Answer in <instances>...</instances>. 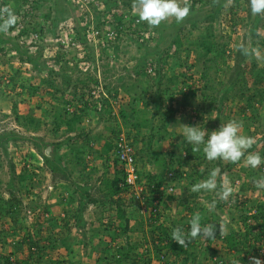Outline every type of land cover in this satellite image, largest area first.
Returning <instances> with one entry per match:
<instances>
[{
    "label": "trees",
    "instance_id": "1",
    "mask_svg": "<svg viewBox=\"0 0 264 264\" xmlns=\"http://www.w3.org/2000/svg\"><path fill=\"white\" fill-rule=\"evenodd\" d=\"M23 2H28L29 0H22ZM90 4H93L94 0H88ZM240 0H234L233 3L238 5ZM245 6H242L240 9L241 13L247 11L245 15L238 13H233L232 21L234 28L236 29L240 25L247 26V33L245 37L250 38V43L248 45L242 43L243 45L249 47L254 51V47L258 46V39L261 37L258 30L262 25L263 18L262 16H253L250 10L249 0H245ZM105 5V10H108V13H103L98 11L96 14V25L95 27L99 30V35L102 33H107L108 30H104L109 22L106 15L112 14L114 22L117 24L115 29L121 28L122 30H133V33H143L147 32L151 26L146 22H138V16H133L130 18L125 17V11L131 12L133 9L132 4L133 0H103ZM59 0L55 1L56 12L59 13L53 21V26L57 27L59 21L63 19V16L66 11V7L62 8L58 6ZM191 9L189 16L182 22L176 23L173 19L171 22H162L158 27H152L157 30L159 33L158 44L156 47H159L161 42L166 43V47L163 50L158 48L153 50L148 45H145V42H139L138 44L145 47V53L137 61V64L134 67L137 75H146L147 79H152L156 83L157 88L154 93L152 100V105L154 104L156 111L150 113L149 109H138L135 106H131V113H128L127 110L122 109L120 116L122 122L126 127V134L129 139H131V134L133 136L132 141L135 146V156L140 162H147L155 167V172H148L145 169H138V175L141 177V180L147 178L151 182V189L149 194H146V206L151 207L149 210L150 215L153 216L151 221L148 223L147 228L144 224L137 219V216H133L136 222L139 225L133 227L134 230H141L144 233L145 239L135 241L133 240L128 231L130 219H125L127 210L124 204L121 202V197L115 198L119 193H121L126 186L121 187V183L125 182L124 170L121 165H119L118 159L113 155L114 144L110 140L108 135H101L105 138L104 143H102V148L93 151L91 156L88 153V149L92 146V139L84 138V141H81L83 136L90 135L87 134V130L84 125V119L88 117L94 105L91 98H87L84 90L92 88V85L99 84L97 77H93L91 74L86 77L77 76L75 79L70 74H66L64 66H61V70H54V68L49 69V77H43L36 83L26 84L21 82L19 87H28L27 90L32 96L35 93H39L44 90L42 95L46 94L50 96L51 101L49 103L52 106L57 100H63V105H54L51 110H48V115H52L51 124L52 126L47 130L49 133H52L53 136L62 137V140L56 142H47L43 136H36L28 134V132H38L41 129V124L43 116H36L34 113V108H30L29 112L25 114L19 113V103L24 102L20 100H14L12 102V111L15 115V121L20 127L24 128L25 132H17L16 130L2 131L0 132V148L2 147L3 152H6V145L10 141L24 140L30 142L43 156L44 163L49 171L54 174L59 175L60 180L65 181V191L67 194H63V199L66 202H73L77 198L76 194H79L81 199L79 200V205L72 213V217L75 219L74 224L81 233H84L85 223L87 222L84 219V212L87 207V203H97L99 200L104 202L105 199L114 197V205H116L117 218L119 219L118 228L117 226L105 228V231L108 235H114V245L112 243H107L108 246L103 247L104 256L98 257V259H106L108 252L113 254L111 259H109L112 264H150L152 257L156 256L158 258L164 259L166 255L171 252L180 258L181 264H188L190 259L193 260L191 264H202L201 261H197V251H191L192 244H188L187 247L183 248L178 243L171 239V236L162 235V224H158V219L160 215L161 207L163 209H169V202L171 199H174V196L169 194L168 188L175 187L180 189L179 197L177 200V207L182 210L189 211L192 215L195 212H200L202 215V225L209 223L220 225L222 222L221 213H223V205L219 201H215V208L212 211H207L206 206H204L203 200H212L213 192H190V188L193 184L207 179L210 172L213 169H220L218 172V189L220 183V178L222 173L230 172L234 166L238 163H230L222 160L210 161L211 163L208 166H201V162L194 163L193 160H200L205 158L203 153V146L198 152H192V146L187 144L185 138L179 142L174 143L171 141V136L173 132L169 129V121H172L176 117V113L185 111L189 107H194L196 104L198 110L202 113L210 114L213 111H216L219 118L222 117L224 111V105H229L234 98L235 92L241 88L242 78L245 79L247 69L243 66V63L248 57H245L240 54L238 49L233 55V64L231 65L228 58L229 50V39L228 36H219L215 30V22L219 19L223 6L225 5V0H190ZM210 5L209 10H203L206 5ZM95 9L97 6L94 7ZM204 11V12H203ZM62 14V15H61ZM45 17H50L49 13ZM109 17V16H108ZM111 17V16H110ZM115 25V24H114ZM203 30L197 36V38H190L191 33L195 29L202 28ZM188 28V34H183ZM42 29V27H41ZM38 32V28L34 27L29 29L26 27L22 33L27 32ZM86 30V27L84 28ZM106 31V32H105ZM119 32V31H118ZM114 37V49L119 50V44L115 42V39H118V33ZM140 38V37H139ZM77 39L80 42H86L87 36L81 35L80 32L77 33ZM136 40V39H135ZM144 40V39H143ZM112 41V40H111ZM110 41V42H111ZM109 42V43H110ZM193 45L199 51V55L196 57L195 62L189 65V53L187 51L185 57L180 56V51H183L185 46ZM188 48V47H187ZM173 50V54L169 55L168 52ZM156 54V59H151L150 63L154 65V73L152 75L148 74L146 61L149 60L150 55ZM233 54V53H232ZM20 58L23 57V53L19 54ZM63 55L59 53L55 58L56 63H61L63 65ZM27 61L31 62L37 71H43L45 67V60L40 61L37 58L28 56ZM68 60H65L64 65H67ZM187 66L188 70L193 69L191 76H187L184 71L177 73L176 68L182 69ZM62 71V72H61ZM170 73H169V72ZM176 72V73H175ZM197 73L199 76V82H202V88L199 89V86H194L188 84V79ZM263 74L262 71L260 72ZM55 78H54V77ZM56 77H61V81H57ZM183 77L184 83L180 81ZM222 79V80H221ZM13 83L12 86L15 88L17 85ZM17 83V82H16ZM185 84V85H184ZM8 84H5V86ZM0 87V96L9 95L7 93V88ZM122 88L131 96L133 102L140 101L141 91L147 95L148 91L141 83V81L126 82L122 83ZM106 89L109 92H114L113 88L105 85ZM71 88H74L71 89ZM47 89V90H46ZM92 92V91H91ZM90 92V93H91ZM117 88H115V93H117ZM40 94V95H41ZM259 94V95H258ZM41 95V96H42ZM91 95V94H89ZM117 95V94H116ZM115 95V96H116ZM173 97V103L168 101L166 96ZM257 95L259 96L256 99L254 95L246 96V93L241 95L243 103V119L251 121L252 124L254 121L260 120L259 105L264 103V90L261 92L258 91ZM143 98V97H141ZM101 101L106 105L101 110H96L99 114L102 112L109 111L110 105L108 97H105ZM258 101V105H256ZM171 103V104H170ZM146 104V103H145ZM147 105V104H146ZM37 108H42L40 103L36 104ZM245 107V108H244ZM72 109V110H71ZM157 117V123L154 125L155 118ZM45 119V118H44ZM108 130H114L113 126H107L103 130L105 133H109ZM121 129L115 131L116 134L120 132ZM147 130L148 134L143 132ZM264 130V128H263ZM256 132H252L250 137H255ZM106 136V137H105ZM87 139V140H86ZM207 140V136L205 137ZM86 140V141H85ZM165 140L167 143H170L171 150L167 152L159 150L161 142ZM259 141V140H258ZM91 142V144H89ZM180 145V144H182ZM141 144V146L138 145ZM64 145L71 146L73 150L72 157H66L67 154H60L58 152L59 147ZM54 146L51 154H47V147ZM182 146V147H181ZM58 150V151H57ZM185 151V155L184 154ZM167 156H170L168 159ZM98 160H97V159ZM102 161V165L101 162ZM188 170H185V165L188 166ZM146 163V164H147ZM1 165V164H0ZM185 166V167H184ZM12 172L10 179L7 182L8 186V196L5 197L0 193V221H2V228L0 235V242L3 244H8L7 238L9 236L12 238L10 243L15 249L9 254L3 253L0 251V264H15L12 260L13 254L17 251L22 250L23 243L27 242L31 236L26 237V235H21L20 230L23 228L22 223H20L22 218L23 210V201L18 196V186L21 188L26 187L27 182L29 181V176H31L29 170L25 169L20 173H17L15 170L14 164H11ZM186 180V183H182L183 180ZM168 186L165 187V185ZM164 186L162 189L161 187ZM103 193L102 199L93 195V193L100 191ZM240 201L237 198V202ZM63 202V201H61ZM135 202V196H132V201L130 203V208ZM245 202H243L244 204ZM136 205V203L134 204ZM237 205V204H236ZM242 205V202H241ZM143 207V206H142ZM238 207V205L236 206ZM235 207V208H236ZM241 207V206H239ZM135 208V207H133ZM132 208V209H133ZM255 212L250 213L247 210L238 209V220L244 223L245 232L243 234L244 240L238 239V234L236 232H229L226 234V240H223L221 236L217 235L215 239H209L208 243L211 244L216 239L223 240L222 246L220 248L213 246H207L206 249H211V256L215 257L218 254L219 249L229 250H238L240 252L239 256L241 260L248 261L249 256L254 253H259L261 246L264 243V202H258L254 206ZM140 213V212H138ZM232 216V210H230ZM235 219L232 217V220ZM52 228L60 227L57 220H49ZM69 223V222H68ZM62 225V224H61ZM65 226V225H63ZM70 230L71 226H65ZM62 229V228H61ZM257 230V231H256ZM255 231V232H253ZM41 233L38 230L35 235L38 236ZM219 232L217 231V234ZM147 234L152 236V242H148ZM19 235L24 238L23 241L17 237ZM24 236V237H23ZM254 236V241H257V246L248 243L247 237ZM45 241L49 244H41L42 249L46 250V247L57 246L58 243L55 242L52 237H44ZM203 240V239H201ZM39 241V240H38ZM30 243V242H29ZM57 243V244H56ZM38 242L36 243V249L33 253H30L28 258H25L22 263L24 264H62V260L58 258L49 257L46 258L45 254L40 252V246ZM248 249V250H246ZM229 252V253H230ZM167 263V262H166ZM215 264H230L227 258H222L220 261Z\"/></svg>",
    "mask_w": 264,
    "mask_h": 264
},
{
    "label": "rangeland",
    "instance_id": "2",
    "mask_svg": "<svg viewBox=\"0 0 264 264\" xmlns=\"http://www.w3.org/2000/svg\"><path fill=\"white\" fill-rule=\"evenodd\" d=\"M55 1L56 0H29L26 3L22 0H0V9L7 7L11 9L16 16V23L14 26L10 27L7 31H0V87L3 88L5 84H8L5 88H7L9 92L7 94L9 95L6 96H11H0V132L4 130H16L17 132L26 131L17 124L15 121V115L12 111V102L14 100H20L24 102L19 103V113L25 114L29 112L30 108H34L36 116H43L44 120L42 121L41 129L38 132H28V134L43 136L45 141L52 143L62 140V137L53 136V134L49 133L47 130L52 126V115H48L47 112L56 104L61 107L64 103L63 100L60 99L55 101V104L52 106V104L49 103L51 101L50 96L41 94L45 90V86L43 87L44 90L31 96L27 90L28 87L20 88L19 85H21V82H24L25 85L32 82L37 84L41 78L50 76L49 69L54 68L56 71L61 70V66H64L65 70L63 71L66 74H70L73 79L77 76L86 77L88 74H91L93 77H97L100 82L99 84L92 85L91 89L88 88L84 90L87 98H91L96 107L93 108L94 110L91 111L90 115L84 119L87 134L90 135L86 136L85 134L81 139V141H84V138L89 139L90 137V139H92L96 136L94 141H91L94 142L95 146L88 149V153H90L91 156H96V154L93 155V151L102 148V143L104 141L101 136L102 134L108 136L111 134L113 136L116 134L115 131H118L119 129L123 132L126 131V127L120 116L122 109L131 113V106H135L140 110L149 109L151 110L150 113H154L156 111L154 104L152 105L151 99L154 96L157 85L154 81H152V79L148 80L146 75H137L134 67L137 64V61L142 58L145 53V47L142 46V44L139 45V42H145V45H148V47L153 50L157 48L159 50H163L166 47V43L161 42L159 47H156L158 44L157 40L159 33L152 27L147 32L143 33H133V30L125 31L121 28L118 30L115 29L117 24L114 22L111 13L106 15L109 22L104 30H108V32L99 35V30L95 27L97 22L96 14L98 11H102L105 14L108 13V10H105L106 8L103 0H94L93 4H90L88 0H59L58 6L62 8L66 7L67 13L64 15L61 14L63 19L59 21L57 27H54L53 21L55 17L59 15V13L55 10ZM233 1L234 0H225V5L223 6L221 15L214 25L219 36H228L227 38L230 42L228 58L231 65L233 64V55L238 49V46L244 42L246 45L250 43V38L245 37L247 33V24L240 25L235 29L232 21L234 12L241 15H245L247 13V11L242 13L240 11L242 6H245L246 1L240 0L238 5H235ZM95 6H97L96 9L94 8ZM209 7L210 5L208 4L203 8V10H209ZM47 13H49L50 17H45ZM6 18V15H4L3 19ZM262 18V25L258 30L261 36L257 41L258 46L254 47L253 56L248 57L243 63V66L247 69L248 73H246L245 79L242 78L243 81L238 92L237 90L232 92L234 94L232 102L227 106H225V103L222 117L219 118L216 111H213L210 114L197 111L198 106L196 104L192 108H187L183 111V113H176L175 119L169 121L168 125V130L173 132L171 141L174 143L178 141V144L181 139H184L182 132L185 125H197V127L204 130L207 135H210L211 131L218 129L220 124L227 123L230 120H236L242 125V135L250 136L252 132H256L255 137H252L254 138L255 143L248 150V152L245 153V158H242L230 172H224L221 175L220 183L228 185L233 189V194L229 197V199L226 202L219 200L216 192L212 193L213 199L211 201L202 199L207 211L212 207L213 202L215 201H219L224 204V212L221 213L223 221L220 222V225H223L224 227V234H217L221 236L223 240H226V234L232 231L238 234V239L244 240L243 234L245 232V227L244 223L238 220V209L247 210L249 214L254 213L255 204L262 201L264 202V189H257L254 185L255 180L264 176V163L256 169H252L246 164V156L248 153H258L262 158H264V103L259 105L260 120L254 121L251 124V121L243 119L242 108L244 101L241 99V95L243 93H246V96L254 95L256 96L255 98L258 99L259 94L257 95V92L264 90V17ZM3 19H0V24L3 23ZM173 19L174 18H171L165 22H171ZM26 27L29 29L37 27L38 32H32L31 30V32L22 33ZM85 27L86 30H84ZM112 27H114V31L116 32L115 34L111 31ZM200 27L202 28L195 29L193 33H191L190 38H197V36H199L204 28L203 25ZM185 30L186 31L183 32V34L187 35L189 33L188 28ZM79 32L81 35L85 34V36H87L85 43L78 41L77 33ZM117 32L119 34L118 39H115V42L119 44V50L114 49V37L117 35ZM185 47L186 48H184L183 51H180V56L185 57L187 51L190 50V58L188 61L189 65L193 64L196 57L199 55V51L193 45H187ZM22 53L24 56L20 58L19 54ZM59 53H61L64 57L62 60L63 65L55 62V58L59 55ZM168 54H173V50L169 51ZM28 56H32L33 58L35 57L40 61L45 60L44 70L37 71L34 65L27 61ZM151 59H156V54L150 55L149 60L146 61L147 72L150 75L154 73V65L150 63ZM65 60H68L67 65H64ZM175 71L177 73L184 71L187 76H191L193 73V69L188 70L187 66L182 69L176 68ZM261 71L263 73L262 75L260 73ZM198 76L199 75L195 73L192 78L188 79V84L199 86L198 88L201 89L203 83L199 82L198 84ZM56 78L57 81H61V77ZM11 80H13L17 87L14 88L12 86L13 83ZM134 81H141L142 85L148 90L146 91L147 95L141 91L140 96L143 98L140 97L141 100L136 102H133L131 96L121 86L122 83H130ZM180 81L184 83L183 77ZM105 85L109 86V88H113L114 92H109ZM115 88H117V93H115ZM71 89L74 90V88ZM93 90H95V93H92ZM105 97H108L110 103L107 107L110 106L111 108L108 107L109 111L104 110L102 114H99L96 110H101V108L106 106L101 101V99L103 100ZM166 98L168 101H172L171 103H173L172 96L167 95ZM38 103L42 105V108L36 107V104ZM256 103V105H258V101H256ZM153 123L154 125L157 123V117ZM107 126H113L114 130H108L109 133L103 132ZM143 133L147 135L148 131L145 130ZM131 139H133L132 134ZM91 142H89V144H91ZM170 145V143L163 140L159 150L168 153V151L171 150ZM180 145L184 146L183 143ZM139 146H141V144L138 145V148ZM70 147L71 146L69 145H64L59 147V151H57L60 152V154L68 153L65 156L72 157L73 150ZM47 148H50V151L47 154H51L54 146H48ZM167 157L168 159L170 158V156ZM100 162L102 165V161ZM193 162H201V166H208L211 163L210 161L204 159H195ZM186 163L188 166L185 165L186 167H184L185 170H188L189 163ZM224 163H226V161H224ZM0 164V193L5 197L8 196L7 182L10 179L12 172L11 164H14L17 173L27 169L31 174L27 185H25L26 187L21 188L18 186L17 190L18 196H20L23 201L24 210L20 221L23 228H21L22 230L19 232L21 235H26V237L31 236L32 238H29L27 242L23 243L24 245L22 250L14 253L12 260L15 264H24L22 261L25 258H28L30 253H33L34 250L38 251L36 249L37 242L39 244L37 246H40L41 248L40 252L43 253V250L45 251V249H42L41 244L44 243L47 245L48 241H45L46 238L44 237L54 238L52 235H47L50 230L47 223L52 214L49 211L50 206L47 204L46 200L49 201V198H51V196L56 192L57 187H55V184L57 185V183L60 182V178L57 173L52 174L49 171L40 152L30 142L24 140L10 141L6 145V152H3L1 147ZM140 183L143 189L138 192L139 197L134 202L139 205L138 207L140 208V213H138V207H136L134 208L136 209L135 215L137 216V219H141L142 216L145 217L146 224L148 225L149 222L154 221V219H152L153 216H151L149 212L151 207L142 208V206H146L147 197L144 194H149L151 182L147 178H144ZM182 183H186V180L184 179ZM166 186H168V184H166L165 187ZM59 189L62 188L59 187ZM167 190L169 194L172 193L174 199L168 201L169 209H163L162 207L160 209V215L157 223L162 224L163 226L162 235L171 236L172 230L176 227H181L185 232H188L190 229L189 220L192 217V214L187 210H182V212H180V209L176 208V199L179 197L177 188H174L172 192H170V188ZM217 191H219V189H217ZM237 198H239L240 201L237 202ZM243 202L245 203L243 204ZM236 204L238 207H236ZM124 206L128 208L127 202L124 203ZM114 210H116V205H114ZM230 210H232V216L230 214ZM47 213L49 217L47 216ZM135 215L133 213V216ZM116 216V211H114V217ZM232 217L235 219L232 220ZM132 219L135 220L134 218ZM1 224L2 221H0V235L2 236ZM63 229H66L67 231V228ZM38 230H40L41 233L38 236H33L32 234L35 235ZM46 230L47 233L45 232ZM252 237L253 239L251 236L247 237V241L249 240L248 243H250V245L252 244L253 247L254 245L257 246V241H254V236ZM17 238H20L22 241L24 239L20 235ZM71 238H73V235H71ZM218 239L211 244L208 243V240H201L199 238L191 242V251L198 250L197 261H201L202 264H215L222 258H227L230 264H234V262L235 264H249V260L247 262L241 260L239 257L241 255L238 250L230 252L229 250L219 249L218 254L215 257H212L210 253L211 249L207 250L206 247L213 246V248H220L223 240ZM10 241H12V238L9 236V238H7V242H9L8 244L0 242L1 252L9 254L15 250ZM148 242H152L151 235H149ZM80 244V249L83 248L84 254L81 252L79 255H81L84 262H87L88 264H112V262L109 261L113 255L111 253L112 247H110V252H108L106 259H98V255L101 254L99 251H97V255H95V257L88 259L86 255L89 243ZM90 245L99 246L100 249L103 248L102 246H108L107 243L102 245L101 243L93 242ZM47 248L48 247H46V250H48ZM92 250L94 251V249ZM262 252H264V243L261 246L259 253L253 252L249 258L258 257L262 262H264V255L261 254ZM47 253L48 255L50 254L49 251ZM162 258L153 256L150 264H181L180 258L171 252H169L164 259ZM191 263H193L192 259L188 261V264ZM72 264H78V261L75 259Z\"/></svg>",
    "mask_w": 264,
    "mask_h": 264
},
{
    "label": "clouds",
    "instance_id": "3",
    "mask_svg": "<svg viewBox=\"0 0 264 264\" xmlns=\"http://www.w3.org/2000/svg\"><path fill=\"white\" fill-rule=\"evenodd\" d=\"M249 4L251 14L253 16L264 17V0H249ZM132 7L134 9V14L138 16V22H146L151 27H158L162 22L171 18H174L178 24L182 23L189 16L191 4L190 0H133ZM4 15H6V19H3ZM0 19H3V23L0 24V31H7L16 23V16L13 11L7 7L0 9ZM238 51L245 57L253 54V50L243 44L238 46ZM241 127L242 125L240 122L230 120L227 123L220 124L218 129L211 131L210 135H207L206 132L198 128L197 125H185L182 134L186 143L192 146L193 153L200 151L201 146H203L202 150L208 161L222 160L230 163H237L241 161L242 158H245V153H247L255 143L254 138L241 134ZM121 133H124L127 137L126 132L121 130L118 134L113 136L110 134V136L107 137L112 140L115 145V142ZM206 135L207 140L205 139ZM103 139L105 140V138ZM127 139L129 138L127 137ZM129 140L134 145L132 139ZM94 146L95 144L92 142L91 147ZM185 154L186 153L183 155ZM262 163H264V158H262L258 153L247 154L246 164L250 168L256 169ZM139 168L141 167L139 161L137 160V169ZM218 172L219 169H213L207 179L193 184L189 191L192 193H198L201 191L216 192L219 200L226 202L233 194V189L228 185L222 184L219 185V191H217ZM124 176L126 182L125 170ZM125 182L121 183V187L126 186V189L119 193L115 198L121 197V200L123 199L124 203H131L132 196H135L136 200L139 197L138 192L143 189L140 183L141 177L138 175L136 185H127ZM254 185L257 189H264V176L255 180ZM163 187H161V189ZM169 188L170 192H172L175 187L171 186ZM170 194L172 195V193ZM144 207L145 206H143V208ZM214 208L215 202H213L209 211L214 210ZM201 221V213L195 212L189 220V231L185 232L181 227H176L171 232V239L178 243L181 247L185 248L188 244L198 238L203 240L215 239L217 237V231L219 232V235L224 234L223 225L212 223L202 225ZM261 254L264 255V252ZM249 264H264V262H262L258 257H250Z\"/></svg>",
    "mask_w": 264,
    "mask_h": 264
},
{
    "label": "crops",
    "instance_id": "4",
    "mask_svg": "<svg viewBox=\"0 0 264 264\" xmlns=\"http://www.w3.org/2000/svg\"><path fill=\"white\" fill-rule=\"evenodd\" d=\"M147 162H140V167L141 169H145V171L148 172H155V167ZM58 185V186H57ZM55 184V187H57L56 192L49 198L50 200H46L47 204H49V211L51 212V218L49 220H57L58 224L60 223V227L57 228H52L50 225L49 221L47 225H49L50 230L49 234L47 235H52L54 238V243L57 242L58 245L54 246L53 244L51 246H48V250H43V253L46 254V258L48 257H53V258H58L62 260L64 263L62 264H72L75 259L78 261V264H88L87 262H84L82 260L81 255L79 253H83V248L80 249V243H89L87 247V255L86 257L89 259H92V257H95L97 255V251L100 253H103V248H99V246H91L90 244L93 243H101L102 245L105 243H112L111 245H114V235H108V233L105 231V228H110L114 230V227L118 225V218L117 216L114 217V211H116L117 215V210H114V197L109 199H105L104 202H101L99 200L97 203H87L86 210L84 212V219L87 221L85 223V229L84 233H81L80 230L76 227V224H74L75 219L71 216L73 211L76 209V207L79 205V200L81 197L79 194H76L77 196L76 199L73 200V202H66L64 201L63 194H67L65 191V185L66 182L60 180L59 183ZM60 185V186H59ZM62 188V189H59ZM50 191V190H48ZM180 189H178V193L180 194ZM94 196L97 198H103V193L100 191H97L96 193H93ZM63 197V198H62ZM105 198V197H104ZM117 199V198H116ZM63 201V202H61ZM121 202L124 204V200L122 199ZM137 202V201H136ZM135 204V203H134ZM132 205L130 208V203H127V213L125 216V219L129 218V231L128 234L133 240H142L145 239L144 233L141 230H134L133 227L135 225H139L135 220L132 219V215L136 213V209L133 207H138L139 205ZM175 206V205H172ZM133 208V209H132ZM143 208V207H142ZM176 208L178 209L177 205ZM135 210V212H134ZM140 208L138 207L137 211L139 212ZM48 216V213H47ZM49 217V216H48ZM143 217V216H142ZM139 219L142 224H144L145 228H147L146 220L145 217L143 219ZM69 222V223H68ZM62 224V225H61ZM68 224L71 226L70 230L63 229L65 226H68ZM65 225V226H63ZM47 233V230L45 231ZM67 232V233H66ZM69 233V235H68ZM76 234V235H75ZM71 235H73V238H71ZM75 235V236H74ZM149 235L147 234V240L149 239ZM56 243V244H57ZM49 244V243H47ZM104 247V246H102ZM70 249V251H69ZM94 249V251L92 250ZM50 252L48 255L47 252ZM60 251V253H59ZM56 256H55V254ZM84 254V253H83ZM78 255V256H77ZM104 255V254H102ZM98 255V257L102 256ZM85 258V257H84Z\"/></svg>",
    "mask_w": 264,
    "mask_h": 264
},
{
    "label": "built area",
    "instance_id": "5",
    "mask_svg": "<svg viewBox=\"0 0 264 264\" xmlns=\"http://www.w3.org/2000/svg\"><path fill=\"white\" fill-rule=\"evenodd\" d=\"M133 16H135L134 10H131V12L125 11V17L130 18ZM111 29L112 33L115 34L116 32L114 31V27H112ZM92 93H95V90H93ZM113 154H115V157L118 159L119 164H121V166L125 170V184L136 185L138 179V169L137 158L135 156V147L133 143L129 139H127L124 133H121L119 135V138L115 142Z\"/></svg>",
    "mask_w": 264,
    "mask_h": 264
},
{
    "label": "water",
    "instance_id": "6",
    "mask_svg": "<svg viewBox=\"0 0 264 264\" xmlns=\"http://www.w3.org/2000/svg\"><path fill=\"white\" fill-rule=\"evenodd\" d=\"M46 151H47V153H49V151H50V148H47V150H46Z\"/></svg>",
    "mask_w": 264,
    "mask_h": 264
}]
</instances>
